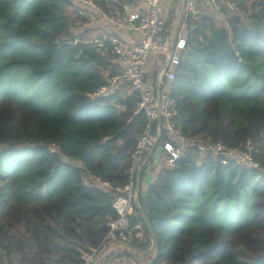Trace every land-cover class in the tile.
I'll use <instances>...</instances> for the list:
<instances>
[{"label":"trees","instance_id":"16d2710c","mask_svg":"<svg viewBox=\"0 0 264 264\" xmlns=\"http://www.w3.org/2000/svg\"><path fill=\"white\" fill-rule=\"evenodd\" d=\"M95 1L124 12L133 0ZM217 2L220 11L184 21L171 82L179 121L186 137L258 148L264 0ZM74 14L71 0H0V264H81L84 245L103 246L115 195L85 176L125 185L147 124L139 92L110 85V50L64 41ZM221 160L190 147L139 195L147 241L134 246L154 247L152 264H264V182Z\"/></svg>","mask_w":264,"mask_h":264},{"label":"built area","instance_id":"2783aa9c","mask_svg":"<svg viewBox=\"0 0 264 264\" xmlns=\"http://www.w3.org/2000/svg\"><path fill=\"white\" fill-rule=\"evenodd\" d=\"M71 1L76 18L72 34L64 38V41L110 50L119 63L118 71L110 77V85L129 83L140 94L135 112L144 111L147 116V124L131 154V163L126 171L129 180L125 185H114L95 175L85 176V182L93 181L114 193L112 205L117 216L108 224L109 231L103 246L84 245L80 256L81 264H123V253L130 255L132 264H152L150 255L139 258L131 246L147 241L143 223L135 219L136 200L140 195L137 175L144 172L152 152L157 148L162 151L163 165L168 168L174 167L177 160L185 156L192 147L201 158L220 156L222 163L233 162L250 169L256 182H264V166L257 158L258 151L252 142H248L246 149L240 150L229 148L222 142L212 143L203 138L186 137L179 121L171 82L175 78L174 69L179 62V53L188 40L184 21L189 16L194 19L209 16L212 10L220 11V6L217 0H208L212 9H203L196 4V0H186L182 14L179 13V18L175 21L176 29L174 25L169 35L162 10L164 0H146L143 9L124 12L119 9L107 11L95 0ZM110 27L140 32L143 37L140 42L129 44ZM157 87L161 91L160 99ZM107 88L101 87L100 92H105ZM162 130L171 140L159 143ZM50 150L55 152L57 147L51 145ZM108 258L111 261L107 262Z\"/></svg>","mask_w":264,"mask_h":264},{"label":"crops","instance_id":"0c3cea01","mask_svg":"<svg viewBox=\"0 0 264 264\" xmlns=\"http://www.w3.org/2000/svg\"><path fill=\"white\" fill-rule=\"evenodd\" d=\"M178 4H177V8L173 9V7L176 5V0H164L162 3V10H163V15L165 17V20L167 21V18L169 17L170 14H172L173 12H175V10H178V7L180 5L181 7V3L182 0H178ZM122 4L125 5V10L126 11H132V10H141L145 7L146 4V0H133L131 2H122ZM200 5L202 6L201 8L203 9H212V6L210 5L208 0H200ZM232 6V5H230ZM231 9H233V7H231ZM180 13V11H179ZM186 25V24H185ZM111 30H113L114 32H117V34H119L122 38H124L126 40L127 43L129 44H135L140 42V40L143 37V34L140 32H128V31H124V30H116V29H112V27H110ZM169 32V30H168ZM170 35V33H169ZM115 62L118 63L117 60L114 59ZM119 64V63H118ZM108 81H110V78L108 79ZM107 93V92H106ZM258 154H260V156H262V158L264 159V131L261 135V143L260 146L257 148ZM162 151L160 150V148H157L154 152H152L151 156H150V161L147 165V167L145 168L144 172H143V176H142V180H140V195H144L147 193L149 186L156 180L158 174L160 173L162 167H164L163 162H162ZM145 243V242H144ZM138 251H135L137 253V255H141L142 258L145 257L146 255H150L151 253H149L151 251L152 246H146L145 248H141V247H137ZM143 251V252H142ZM149 251V252H147ZM124 255H122L123 257V264H132L130 262V255L128 253H123ZM140 258V257H139ZM111 261L109 258L107 260V262ZM107 264H111L110 262Z\"/></svg>","mask_w":264,"mask_h":264},{"label":"water","instance_id":"95a60500","mask_svg":"<svg viewBox=\"0 0 264 264\" xmlns=\"http://www.w3.org/2000/svg\"><path fill=\"white\" fill-rule=\"evenodd\" d=\"M185 1H186V0H182V5H181V8H180V13H181V14H182V11H183V8H184V3H185ZM176 24H177V22H176ZM176 26H177V25H175V29H176ZM172 38H173V36H172ZM173 49H174V43L171 44V51H173ZM157 92H158V97H159V99H160V98H161V91H160V88H159V87H157ZM153 150H154V149H153ZM137 182H138V185H140V172H139L138 175H137ZM136 205L139 207V202H138L137 200H136ZM131 248H132L133 250H135V251H138V248L135 247L134 245H132ZM153 250H154V247L151 248V251H150V252H149V251H147V252L152 253ZM142 252H143V251H142ZM139 257L142 258L141 255H139Z\"/></svg>","mask_w":264,"mask_h":264},{"label":"rangeland","instance_id":"374dc122","mask_svg":"<svg viewBox=\"0 0 264 264\" xmlns=\"http://www.w3.org/2000/svg\"><path fill=\"white\" fill-rule=\"evenodd\" d=\"M176 6H177V5H175V6L173 7V9L177 8ZM179 11H180V5H179V7H178V10H175L174 15H173V17H172V20H171L170 23H169L168 29H169V33H170V34H171L172 31H173V28H174V25H175V21L179 18ZM170 16H172V14H170L169 17H170ZM167 22H168V21H167ZM5 167H9V165H6Z\"/></svg>","mask_w":264,"mask_h":264}]
</instances>
